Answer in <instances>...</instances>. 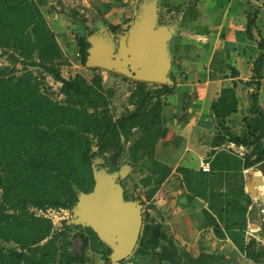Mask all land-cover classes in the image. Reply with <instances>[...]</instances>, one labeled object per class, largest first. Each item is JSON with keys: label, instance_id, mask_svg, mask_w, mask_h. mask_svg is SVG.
<instances>
[{"label": "crops", "instance_id": "0c3cea01", "mask_svg": "<svg viewBox=\"0 0 264 264\" xmlns=\"http://www.w3.org/2000/svg\"><path fill=\"white\" fill-rule=\"evenodd\" d=\"M144 1L153 3L45 0L42 9L66 62L61 69L93 70L80 63L79 37L103 32L120 37ZM154 1L159 24L174 30L175 91L166 98L165 133L155 152L171 173L146 199L140 239L117 264H264V222L259 231L249 232L251 218L260 216L256 202L261 200L249 187L252 182L258 187L255 176H264V160L247 167L252 148L228 140L216 145L221 128L211 109L224 88H234L238 109L226 124L238 135L248 134V121L258 115L251 111V94H257L264 112V64L256 65L263 53L264 0ZM97 68L104 81L110 71ZM119 77H114L117 87L134 83ZM204 161L209 171L202 169ZM98 257L88 264H108Z\"/></svg>", "mask_w": 264, "mask_h": 264}, {"label": "trees", "instance_id": "16d2710c", "mask_svg": "<svg viewBox=\"0 0 264 264\" xmlns=\"http://www.w3.org/2000/svg\"><path fill=\"white\" fill-rule=\"evenodd\" d=\"M44 4L45 0H0V56L8 55L24 66L18 70L0 64V264H84L88 248L111 264L112 250L93 228L81 232L82 254H76L68 232L71 226L56 230L53 220L36 210L72 209L81 192L93 190V165L99 155L117 170L124 156L132 165L143 160L141 167L146 166L149 174L142 181L146 187L153 182L147 193L152 198L171 173L155 152L165 133L166 98L175 85L123 75L136 82L129 95L134 108L116 116L110 107L113 90L104 87L98 68H93L91 80L81 73L63 76L61 66L66 62ZM78 43L86 65L91 44L86 36ZM259 46L263 53L257 67L264 64V39ZM29 67H39L61 82L65 100L55 99ZM250 97L251 111L258 115L248 121V134H235L226 124L238 109L234 88H224L211 106L221 128L214 142L228 140L252 148L247 167L264 160V112L257 94ZM6 242L15 245L6 247Z\"/></svg>", "mask_w": 264, "mask_h": 264}, {"label": "water", "instance_id": "95a60500", "mask_svg": "<svg viewBox=\"0 0 264 264\" xmlns=\"http://www.w3.org/2000/svg\"><path fill=\"white\" fill-rule=\"evenodd\" d=\"M155 8L152 2H142L120 37L107 32L91 35L86 65L93 66L97 59L112 72L132 80L173 85L170 41L174 30L159 24ZM93 167L95 186L92 191L80 193L76 214L110 245L111 264H117L133 253L140 239L145 222L143 204L125 199L119 183L106 182L95 162ZM255 177L258 187L252 182L249 191L264 202V192L260 190L264 186V176Z\"/></svg>", "mask_w": 264, "mask_h": 264}, {"label": "rangeland", "instance_id": "374dc122", "mask_svg": "<svg viewBox=\"0 0 264 264\" xmlns=\"http://www.w3.org/2000/svg\"><path fill=\"white\" fill-rule=\"evenodd\" d=\"M153 3L155 2L154 0ZM156 3V2H155ZM157 8H155L156 10ZM79 57V56H78ZM64 59V58H63ZM83 63V62H80ZM0 64L2 65H8V66H15L18 68V70H23L24 66L20 63H13L8 55H3L0 56ZM84 65V64H82ZM103 68L106 67L110 72L107 73V78L104 79V87L105 88H112L113 90V96L111 97V109L112 112L116 116H120L123 113H126L128 111L133 110V106L129 104V95L131 92L132 87H134V83L129 82L128 85H120L121 83L118 84V87L115 85V76H120L119 78H124L125 77L118 75L119 73H114L111 71L110 67L107 66L103 61H99L95 59L93 61V68L97 67ZM77 68L79 67H74L71 68L68 66V68H63L64 70L61 69L62 74H65L67 76L73 77L75 76L76 71L78 70ZM29 69L33 70L34 73L42 79L44 86L48 87L50 90L52 96L55 99H58L60 101L65 100V95L61 93V82L55 80L53 76L46 74L45 72L42 71L41 68L39 67H29ZM81 74H85L89 80L92 79L93 75L95 72L93 70H89L84 68L83 66L81 67ZM115 85V86H114ZM105 155H99L95 159L96 163V169L97 171H101L103 174V178L106 180V182H112V181H117L119 185L123 189V195L125 199L127 200H138L141 201H146L147 193L149 188L154 187L153 182H151L150 187H146L143 185L142 181L144 178H146L147 174H149V171L146 166H142L141 164H144V161L141 160L137 165H132L129 163V158L128 156H124L120 160V167L119 169H115L114 166L112 165H107L106 160H105ZM2 191L0 190V199H1ZM145 207V204H143V208ZM79 207H77V204L72 209H51L50 211H45L47 217L51 218L54 222V226L56 230H60L61 228L64 227V225L71 226V229L68 230L70 237L73 240V247L72 250L76 254H82V238H81V232L84 230V228L89 227V223L86 221L82 220L77 214L76 210H78ZM33 210V209H32ZM38 214H40V211H36ZM45 216V215H44ZM108 247L110 245L106 242H104ZM6 247H13L15 245L14 242H6L4 243ZM111 248V247H110ZM98 255L101 256V253H97L95 250L92 248L86 249L84 253V264H88L89 261L92 258H95ZM99 258V257H98ZM97 258V259H98ZM96 262V260H95ZM76 264H82L81 262H76ZM91 264V263H90Z\"/></svg>", "mask_w": 264, "mask_h": 264}, {"label": "built area", "instance_id": "2783aa9c", "mask_svg": "<svg viewBox=\"0 0 264 264\" xmlns=\"http://www.w3.org/2000/svg\"><path fill=\"white\" fill-rule=\"evenodd\" d=\"M134 85L136 86V82H134ZM202 169L204 171H209L210 170V164L208 161H204L202 162ZM258 200V199H257ZM257 206L259 208V214L260 216H258L257 218H251V222L249 224V232L251 234L256 233L257 231H259L261 229V222H264V202H261V200H258ZM51 209H48L47 211H50ZM37 211V210H36ZM40 211L39 215H46V212L43 210H38ZM38 214V213H37Z\"/></svg>", "mask_w": 264, "mask_h": 264}, {"label": "bare ground", "instance_id": "6f19581e", "mask_svg": "<svg viewBox=\"0 0 264 264\" xmlns=\"http://www.w3.org/2000/svg\"><path fill=\"white\" fill-rule=\"evenodd\" d=\"M262 192H264V187H263V191Z\"/></svg>", "mask_w": 264, "mask_h": 264}]
</instances>
